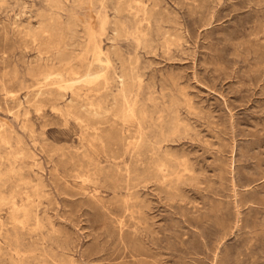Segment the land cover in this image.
<instances>
[{"label":"rangeland","instance_id":"rangeland-1","mask_svg":"<svg viewBox=\"0 0 264 264\" xmlns=\"http://www.w3.org/2000/svg\"><path fill=\"white\" fill-rule=\"evenodd\" d=\"M0 264H264V0H0Z\"/></svg>","mask_w":264,"mask_h":264},{"label":"bare ground","instance_id":"bare-ground-1","mask_svg":"<svg viewBox=\"0 0 264 264\" xmlns=\"http://www.w3.org/2000/svg\"><path fill=\"white\" fill-rule=\"evenodd\" d=\"M104 25H105V21H102L100 23V26L98 27V29H95V27H93L94 25L93 26L90 25L86 29L85 37L87 39V45H86V48L84 50V54L81 57H79V59H77V61L79 62V65H81L80 67H76L75 65L70 64L69 63L70 57L69 56L66 57V55L61 51V49H62V45L61 44L63 43L62 39H63V34H64V26L60 22H54L53 21L48 26H46V27L44 26L43 28L40 29V31H39L40 34L47 35L48 39H50L49 41H47V43L50 44L51 48L55 49V51L57 52L58 58L60 59V62H63L65 64L64 65V69H63L64 70V75H67L68 77L71 78V84H70L71 86L72 85H84V86H91L92 85V86H98L99 83H100V81L104 79L105 70H106V68L108 66V58L105 55H103V53L101 51V48H100V35L104 31ZM52 38H54L53 41L51 40ZM61 72H63V71H61ZM60 73L57 75L58 81H56L54 84L57 85L58 88H61L62 89V88H64V86H66V82H64L62 80V77L60 76ZM122 77L125 80L126 79V74H123ZM124 80L122 82L123 88L125 87ZM127 111H128V109L125 112H127ZM98 131H99V129H98ZM90 135L92 136V134H90ZM4 139L6 140L5 137H4ZM111 139H112V137L110 138V140ZM107 140H109V139H107ZM117 142H121V140L120 141H117ZM107 144H108V142H107ZM112 144H114V143L112 142ZM116 144L117 143H115V145ZM122 157L123 156H121V158ZM111 159H112V157H111Z\"/></svg>","mask_w":264,"mask_h":264}]
</instances>
